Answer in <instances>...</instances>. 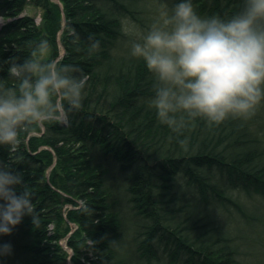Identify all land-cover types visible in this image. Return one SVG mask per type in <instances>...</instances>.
I'll list each match as a JSON object with an SVG mask.
<instances>
[{
	"label": "trees",
	"instance_id": "obj_1",
	"mask_svg": "<svg viewBox=\"0 0 264 264\" xmlns=\"http://www.w3.org/2000/svg\"><path fill=\"white\" fill-rule=\"evenodd\" d=\"M30 1L44 11L42 28L20 16ZM59 2L0 0V18H12L0 27V86H15L10 59L23 62L42 40L45 59L88 76L82 107L66 122L22 129L15 150L0 145L37 216L0 235L12 245L0 264H69L60 241L71 224L70 264H264L256 252L264 250V102L246 119L197 118L178 136L148 107L155 81L131 45L180 0ZM192 3L201 17L225 19L245 6Z\"/></svg>",
	"mask_w": 264,
	"mask_h": 264
},
{
	"label": "clouds",
	"instance_id": "obj_2",
	"mask_svg": "<svg viewBox=\"0 0 264 264\" xmlns=\"http://www.w3.org/2000/svg\"><path fill=\"white\" fill-rule=\"evenodd\" d=\"M48 49L42 40L23 62L10 59L7 71L16 84L0 86V145L10 150L22 129L66 122L82 107L88 76L45 59ZM131 54L143 59L155 81L148 107L178 136L197 118L209 126L250 118L264 102V0H245L243 10L226 19L201 17L192 0H180L132 43ZM179 143L186 147L188 140ZM26 215L36 223L24 176L0 160V235H11ZM11 252L10 243H0V255Z\"/></svg>",
	"mask_w": 264,
	"mask_h": 264
},
{
	"label": "rangeland",
	"instance_id": "obj_3",
	"mask_svg": "<svg viewBox=\"0 0 264 264\" xmlns=\"http://www.w3.org/2000/svg\"><path fill=\"white\" fill-rule=\"evenodd\" d=\"M51 1H55V0H51ZM32 1H30V3L27 5V7H26V9H25V11L23 12V14L22 15H30V16H32L34 19H35V22L37 23V25L40 27V28H42L43 27V24H44V19H43V13H44V11L40 8V7H38V6H34V4L33 3H31ZM22 15H20V16H22ZM160 16H162V15H160ZM12 18H8V19H4V18H1L0 19V25H1V23H3V22H5L6 20H11ZM135 22V21H134ZM134 25H135V27L137 26V23H134ZM132 26H133V24L131 23V24H129L128 26H127V31H129L130 32V29H132ZM142 36H144V35H142ZM62 50H63V48H61V52H62ZM45 127H44V125L43 124H40V129H44ZM33 134H38V133H36V132H33L31 135H33ZM51 171V168L49 169V172ZM67 211H68V209L67 208H65L64 207V212L65 213H67ZM65 227H66V225H65ZM67 232H68V235L66 236V237H68L69 235H70V233H72L73 231H72V229L69 227L68 228V230H67ZM67 245L66 243H65V241L63 242V245ZM68 249H70V247L68 248ZM68 249H66V246L64 247V250H65V252L68 254ZM71 251V250H70ZM83 251V250H82ZM256 252H257V255L258 256H260L259 257V259H264V250H263V248H261V247H257L256 248Z\"/></svg>",
	"mask_w": 264,
	"mask_h": 264
},
{
	"label": "bare ground",
	"instance_id": "obj_4",
	"mask_svg": "<svg viewBox=\"0 0 264 264\" xmlns=\"http://www.w3.org/2000/svg\"><path fill=\"white\" fill-rule=\"evenodd\" d=\"M3 24H4V22H3V23H1L0 27H1Z\"/></svg>",
	"mask_w": 264,
	"mask_h": 264
}]
</instances>
